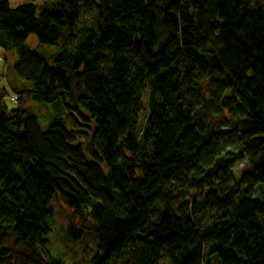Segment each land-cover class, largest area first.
I'll return each instance as SVG.
<instances>
[{
    "label": "trees",
    "instance_id": "1",
    "mask_svg": "<svg viewBox=\"0 0 264 264\" xmlns=\"http://www.w3.org/2000/svg\"><path fill=\"white\" fill-rule=\"evenodd\" d=\"M29 1L0 0L18 56L15 93L0 86V264H65L56 195L71 237L99 238L90 264H264V1ZM29 102L73 111L43 128Z\"/></svg>",
    "mask_w": 264,
    "mask_h": 264
},
{
    "label": "rangeland",
    "instance_id": "2",
    "mask_svg": "<svg viewBox=\"0 0 264 264\" xmlns=\"http://www.w3.org/2000/svg\"><path fill=\"white\" fill-rule=\"evenodd\" d=\"M11 6L16 7L23 5V3L31 2L29 0H10ZM264 1V0H261ZM36 4H42V0L35 1ZM27 43L34 49L44 50L41 47L38 37L36 34L29 36ZM51 50H57L56 47L49 46ZM18 60L17 52L8 51L0 47V86L7 89L10 94H14L15 90L13 86L8 83V81H15L16 78L10 73L13 72L14 63ZM14 75H16L14 73ZM17 76V75H16ZM18 77V76H17ZM21 81L25 82L22 78L18 77ZM10 102H12L10 100ZM32 109L38 116V119L46 128L52 119L60 113H71L72 109H68L64 104L59 105L56 102H29ZM75 111V110H74ZM81 114L84 117H90L89 112L82 109ZM72 118L71 116H68ZM78 118V117H77ZM80 119V118H79ZM83 123H86L81 119ZM95 123L93 125L94 129ZM78 130H87L86 127H78ZM82 141H86L83 139ZM246 161H240L233 168V175L238 177L240 172L248 169ZM105 170H108L107 167ZM52 207H54V222L52 225V233L50 239L52 240L51 250L53 254L58 255L62 258L65 264H90L91 257L98 252L99 238L97 239L94 234L87 232V234L82 237V239L74 240L69 229L72 223L73 211L71 208L63 201L62 197L56 195L52 202ZM159 264H171L169 256H165Z\"/></svg>",
    "mask_w": 264,
    "mask_h": 264
}]
</instances>
